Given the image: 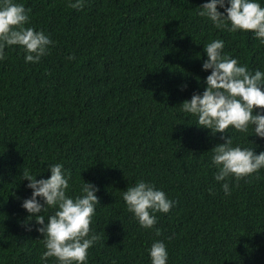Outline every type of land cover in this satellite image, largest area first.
<instances>
[{
	"label": "trees",
	"instance_id": "1",
	"mask_svg": "<svg viewBox=\"0 0 264 264\" xmlns=\"http://www.w3.org/2000/svg\"><path fill=\"white\" fill-rule=\"evenodd\" d=\"M15 2L29 10L26 26L55 43L38 63H25L18 45L0 61V264H41L42 236L20 206L31 195L21 173L47 178L57 162L71 173L69 195L82 179L99 189L90 229L100 239L87 264H150L154 240L165 243L168 264H264V169L229 177L225 196L210 160L221 133L179 107L203 91L204 44L222 39L224 52L261 71L264 44L216 29L197 14L206 0H85L80 9L69 0ZM224 135L264 151L251 129ZM141 179L175 201L151 229L121 197Z\"/></svg>",
	"mask_w": 264,
	"mask_h": 264
},
{
	"label": "clouds",
	"instance_id": "2",
	"mask_svg": "<svg viewBox=\"0 0 264 264\" xmlns=\"http://www.w3.org/2000/svg\"><path fill=\"white\" fill-rule=\"evenodd\" d=\"M84 3L85 0H69V6L74 9L82 8ZM262 3L264 0H206L198 6L197 14L210 20L216 29L250 32L264 44ZM29 22V10L22 3L0 0V61L6 57L5 49L16 45L23 50L25 63H38L48 54L55 42L50 34L26 26ZM224 47L222 39H212L203 45L207 58L202 60L201 69L210 73L203 80V91L193 92L179 107L195 117L197 127L208 129L212 134L221 133L223 142L211 149L210 160L216 169L213 178L228 196L231 194L229 177L238 181L264 169V151L257 153L255 146L233 145L232 136L224 135L231 127L245 134L251 129L252 135L264 139V112L261 111L264 110V71L250 70L224 52ZM47 171L50 175L40 179L36 177L43 171L34 174L25 169L21 173V180H27L31 195L20 206L28 213L27 220H35L36 231L42 236L45 250L40 256L41 264H48L50 257L56 264H87L88 249L100 239L90 229L99 204L96 195L99 189L82 179L79 194L69 195L71 173L63 164H48ZM121 197L127 210L145 229L156 224V212L167 213L175 205L163 190L143 179L127 186ZM50 208L54 211L45 218L42 213ZM156 231L158 235L159 229ZM147 252L150 264H168L163 241L154 240Z\"/></svg>",
	"mask_w": 264,
	"mask_h": 264
}]
</instances>
